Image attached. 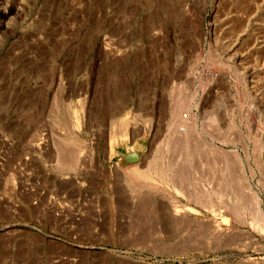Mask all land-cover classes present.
Returning <instances> with one entry per match:
<instances>
[{"label": "rangeland", "instance_id": "rangeland-1", "mask_svg": "<svg viewBox=\"0 0 264 264\" xmlns=\"http://www.w3.org/2000/svg\"><path fill=\"white\" fill-rule=\"evenodd\" d=\"M263 223L264 0H0V264H264Z\"/></svg>", "mask_w": 264, "mask_h": 264}, {"label": "bare ground", "instance_id": "bare-ground-1", "mask_svg": "<svg viewBox=\"0 0 264 264\" xmlns=\"http://www.w3.org/2000/svg\"><path fill=\"white\" fill-rule=\"evenodd\" d=\"M177 122L178 123H184V124H182V127H183V125H184V128L183 129H187V127H189V124L185 121L184 122V120L182 121V119H179V120H177ZM190 128V127H189ZM194 133L193 134H196V132L195 131H193ZM179 133H181L183 136H185V140H187L189 137H190V132L187 134V131H184V130H182L181 132H178V135H180ZM194 137H196V139L198 138V140L200 139V137H199V135L198 134H196V135H194ZM197 141V140H196ZM203 142V141H202ZM210 145V144H209ZM216 148L215 146H213V145H211L210 146V148ZM210 150V149H209ZM142 174V173H141ZM255 197V196H254ZM253 198V197H252ZM257 200V199H256ZM257 203V202H256ZM175 208H179V207H175ZM256 209V211L257 212H259V208H255ZM175 213H178V214H180L179 212H178V210L176 211L175 210ZM261 216V215H260ZM263 217H260V219L259 220H263L262 219ZM261 227H263L264 228V223H263V225L261 226Z\"/></svg>", "mask_w": 264, "mask_h": 264}]
</instances>
